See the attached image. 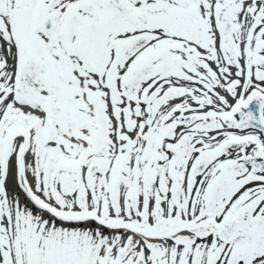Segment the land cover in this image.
Here are the masks:
<instances>
[{
    "label": "snow or ice",
    "instance_id": "6c2138e0",
    "mask_svg": "<svg viewBox=\"0 0 264 264\" xmlns=\"http://www.w3.org/2000/svg\"><path fill=\"white\" fill-rule=\"evenodd\" d=\"M0 264H264V0H0Z\"/></svg>",
    "mask_w": 264,
    "mask_h": 264
},
{
    "label": "bare ground",
    "instance_id": "6f19581e",
    "mask_svg": "<svg viewBox=\"0 0 264 264\" xmlns=\"http://www.w3.org/2000/svg\"><path fill=\"white\" fill-rule=\"evenodd\" d=\"M9 184H10V186H11V180L9 181Z\"/></svg>",
    "mask_w": 264,
    "mask_h": 264
},
{
    "label": "water",
    "instance_id": "95a60500",
    "mask_svg": "<svg viewBox=\"0 0 264 264\" xmlns=\"http://www.w3.org/2000/svg\"><path fill=\"white\" fill-rule=\"evenodd\" d=\"M252 105H250V107H251ZM254 106V105H253Z\"/></svg>",
    "mask_w": 264,
    "mask_h": 264
}]
</instances>
